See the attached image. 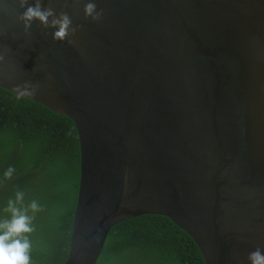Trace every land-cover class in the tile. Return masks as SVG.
Segmentation results:
<instances>
[{"label":"water","instance_id":"1","mask_svg":"<svg viewBox=\"0 0 264 264\" xmlns=\"http://www.w3.org/2000/svg\"><path fill=\"white\" fill-rule=\"evenodd\" d=\"M88 2L41 0L77 29L59 41L0 0V89L30 86L76 136L61 264H95L108 229L142 214L178 227L201 264H250L264 253V0H94L99 21Z\"/></svg>","mask_w":264,"mask_h":264},{"label":"trees","instance_id":"2","mask_svg":"<svg viewBox=\"0 0 264 264\" xmlns=\"http://www.w3.org/2000/svg\"><path fill=\"white\" fill-rule=\"evenodd\" d=\"M8 167L15 172L4 177ZM78 176L77 141L69 119L0 89V219L15 192L34 214L31 264H61L67 255ZM29 215H33L29 209ZM95 264H201L190 239L166 217L142 214L112 225Z\"/></svg>","mask_w":264,"mask_h":264},{"label":"clouds","instance_id":"3","mask_svg":"<svg viewBox=\"0 0 264 264\" xmlns=\"http://www.w3.org/2000/svg\"><path fill=\"white\" fill-rule=\"evenodd\" d=\"M19 7L24 11L18 16V20L24 24L25 30L29 29L33 21H39L46 27H53L54 39L65 41L69 34L76 32L72 27L71 17L61 12L59 16L52 8H44L41 0H34L29 4V0H16ZM85 18L99 21L103 15V10H97L94 0H89L84 7ZM50 18H52L50 20ZM0 60L3 57L0 56ZM30 86H25L23 90L17 88V99L34 95V91H29ZM15 169L8 167L4 172L5 179H12ZM24 203V192L17 190L14 199L7 201L4 212L9 213L7 218L0 219V264H31L30 251L31 242L26 234L32 233L35 229L32 225L34 214L41 211V206L33 200L27 207H22ZM29 209L33 215H29ZM250 264H264V253L256 249L248 256Z\"/></svg>","mask_w":264,"mask_h":264},{"label":"bare ground","instance_id":"4","mask_svg":"<svg viewBox=\"0 0 264 264\" xmlns=\"http://www.w3.org/2000/svg\"><path fill=\"white\" fill-rule=\"evenodd\" d=\"M103 247V246H102Z\"/></svg>","mask_w":264,"mask_h":264}]
</instances>
